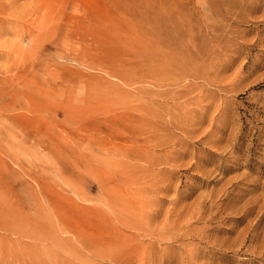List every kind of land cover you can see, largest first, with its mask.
Returning a JSON list of instances; mask_svg holds the SVG:
<instances>
[{
	"label": "rangeland",
	"instance_id": "obj_1",
	"mask_svg": "<svg viewBox=\"0 0 264 264\" xmlns=\"http://www.w3.org/2000/svg\"><path fill=\"white\" fill-rule=\"evenodd\" d=\"M0 264H264V0H0Z\"/></svg>",
	"mask_w": 264,
	"mask_h": 264
}]
</instances>
